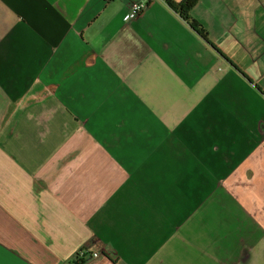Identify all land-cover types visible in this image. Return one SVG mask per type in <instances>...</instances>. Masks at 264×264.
Listing matches in <instances>:
<instances>
[{
  "label": "crops",
  "instance_id": "obj_1",
  "mask_svg": "<svg viewBox=\"0 0 264 264\" xmlns=\"http://www.w3.org/2000/svg\"><path fill=\"white\" fill-rule=\"evenodd\" d=\"M191 16L222 55L162 0H0V264L261 251L264 0Z\"/></svg>",
  "mask_w": 264,
  "mask_h": 264
},
{
  "label": "trees",
  "instance_id": "obj_2",
  "mask_svg": "<svg viewBox=\"0 0 264 264\" xmlns=\"http://www.w3.org/2000/svg\"><path fill=\"white\" fill-rule=\"evenodd\" d=\"M171 10H173L176 13H179V15L181 16V18L183 20H185L190 26L191 29L197 33L199 36H201L202 38H204V40L206 41L207 38V34L206 32L203 30V28L201 27L200 24H198L191 16V11L193 10V8L197 5V3L200 0H183L182 2H175L174 0H162ZM150 3V2H149ZM207 42V41H206ZM208 43V42H207ZM217 53H219L220 55H222L218 50H216L210 43H208ZM237 69V67H235ZM237 71L245 78H247V76L239 71L237 69ZM248 79V78H247ZM249 80V79H248ZM250 81V80H249ZM259 88V87H258ZM260 91V89H258ZM261 92V91H260ZM263 94V92H261Z\"/></svg>",
  "mask_w": 264,
  "mask_h": 264
},
{
  "label": "built area",
  "instance_id": "obj_3",
  "mask_svg": "<svg viewBox=\"0 0 264 264\" xmlns=\"http://www.w3.org/2000/svg\"><path fill=\"white\" fill-rule=\"evenodd\" d=\"M146 9V4L137 2L133 3L132 5L129 6L128 12L126 14V21L128 26L131 29H136V19L142 14L143 10ZM100 254L98 252L95 253H90L87 251H79L76 256L74 257V261L76 263H83L85 261H89L90 259H94L99 257Z\"/></svg>",
  "mask_w": 264,
  "mask_h": 264
},
{
  "label": "rangeland",
  "instance_id": "obj_4",
  "mask_svg": "<svg viewBox=\"0 0 264 264\" xmlns=\"http://www.w3.org/2000/svg\"><path fill=\"white\" fill-rule=\"evenodd\" d=\"M261 245H262V243H260V245L258 246L259 249L256 252L258 256L256 254H254L253 258L249 264H264V247L260 251Z\"/></svg>",
  "mask_w": 264,
  "mask_h": 264
},
{
  "label": "flooded vegetation",
  "instance_id": "obj_5",
  "mask_svg": "<svg viewBox=\"0 0 264 264\" xmlns=\"http://www.w3.org/2000/svg\"><path fill=\"white\" fill-rule=\"evenodd\" d=\"M244 259H245V258H242V260H244ZM242 260H241V261H242Z\"/></svg>",
  "mask_w": 264,
  "mask_h": 264
}]
</instances>
